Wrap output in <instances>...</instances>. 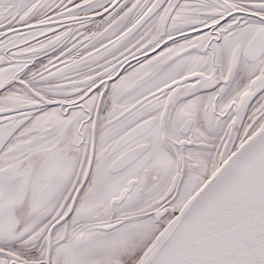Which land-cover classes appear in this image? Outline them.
<instances>
[{
	"label": "snow or ice",
	"instance_id": "obj_1",
	"mask_svg": "<svg viewBox=\"0 0 264 264\" xmlns=\"http://www.w3.org/2000/svg\"><path fill=\"white\" fill-rule=\"evenodd\" d=\"M0 264H264V0H0Z\"/></svg>",
	"mask_w": 264,
	"mask_h": 264
}]
</instances>
